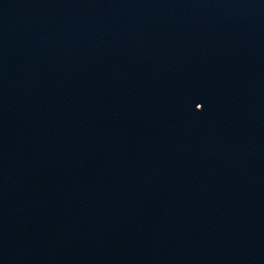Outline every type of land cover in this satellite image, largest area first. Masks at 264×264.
Masks as SVG:
<instances>
[{
  "label": "water",
  "instance_id": "1",
  "mask_svg": "<svg viewBox=\"0 0 264 264\" xmlns=\"http://www.w3.org/2000/svg\"><path fill=\"white\" fill-rule=\"evenodd\" d=\"M0 264H264V197L0 89Z\"/></svg>",
  "mask_w": 264,
  "mask_h": 264
}]
</instances>
